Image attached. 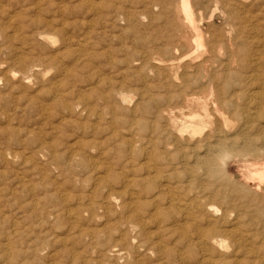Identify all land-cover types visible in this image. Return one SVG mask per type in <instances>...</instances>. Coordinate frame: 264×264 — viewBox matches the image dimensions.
Masks as SVG:
<instances>
[{
    "label": "rangeland",
    "instance_id": "obj_1",
    "mask_svg": "<svg viewBox=\"0 0 264 264\" xmlns=\"http://www.w3.org/2000/svg\"><path fill=\"white\" fill-rule=\"evenodd\" d=\"M160 1L162 3H160ZM239 1L190 0L192 9L196 17V21L203 35V40L201 44L199 43L200 46H196V48L194 49V54L192 55V57L186 59L183 64L189 62V60L191 61V59L199 60L198 57L201 58V60H203L206 56L211 57V47L216 50L215 56L210 60L211 63L210 61L207 62L208 67L205 71H208L210 69V71H213L215 73L217 72L218 75H221L220 73H222L223 75L222 79L220 80V84L222 86L221 88H223L222 92L224 93H222V96L227 100L228 106L230 104V109L227 106L226 110L229 109L227 110L229 112L228 115L232 117L231 119H233L234 121H232L233 123H231V125L235 124V127H229V129L232 128L231 131L234 133L233 134L231 132L230 134H232V137H238L241 141L245 138L250 137L254 139L256 146L261 149L264 147V137H261L264 136V98H261L264 96V85H261V83H264V0ZM180 2L181 0H0V79H3H1L0 81V264H220L221 262V264H238L239 261V264H264V201H262L264 200V189L259 192L257 190V182H246L245 161L241 160L237 156H234L227 165V170L229 169V173H238L236 177V183L240 186V189L232 191L231 195L229 196L231 202L227 206H237L234 207L233 211H230V217L234 216L233 218H231L233 219V222L229 224L226 223L225 225H227V227H230V225H232L235 221L238 230L239 228L243 230L242 231L240 229L239 232L243 233L244 239L246 241L248 239V243L250 244H248L244 240L242 245H244L246 247L245 248L241 244L229 240V245L231 244V246L226 249V252L221 251L219 253H216L217 256L214 253V263L213 261L211 263L210 261H205V263L202 262L204 260H202L200 248H197L199 246L188 241L193 230L191 229L192 227L190 225H188V228L186 230L187 232L185 233H182L180 231H177L176 233L175 230L171 229L167 225L170 220L169 215L170 217L173 216L174 212L173 210L168 209V203L166 202V200L169 198V194H167L168 196L166 194H162L165 192H162V190L160 189L161 187L158 188V184L163 180L161 178L162 174L160 175V177L159 175L155 176L157 177V179L155 177H151L150 179V177L147 176L148 173L146 168L148 167L145 163V160H147L148 154L152 153L151 155L156 161L158 160V157L160 155H164L163 147L165 144V137L162 136L163 134L161 133L164 122L156 118L155 113L158 109H168L175 106V104H170L163 100V96L168 94V89L174 90V87H172V85L169 86L170 84L166 83V79L164 78V76L159 75L157 71L167 70H157V68L155 67V60L156 58H161L167 61L176 56L178 58L182 56V52H180L181 50L178 49L174 50V55L162 54L157 51L158 48L164 46L162 44L168 43L165 36L168 37L171 34V31H168L170 28L169 24L165 23L167 22L166 16L168 17V15H170V9L174 8ZM245 2L248 4V8ZM256 2L258 3V6ZM89 4L91 5V7ZM225 5H227L226 8ZM238 5H240L241 7ZM163 6H167L169 9H167L166 7L164 8L166 11H163ZM120 7H123L124 9L122 8V10H119L121 9ZM145 7L148 8L145 9ZM60 8H63L64 10ZM130 8L134 10H130ZM234 8H236L238 11ZM239 9L242 10L243 13ZM250 9L251 11H249ZM149 10L153 12V14H149ZM160 10L162 11V13H160ZM226 11L227 15H225ZM136 12L138 17H135L137 16ZM134 13L135 15H133ZM196 13H198L199 16ZM142 14H144L145 16ZM260 15L262 16L261 18ZM149 17L150 19H148ZM229 17L230 19L232 17V19L230 20ZM149 20L152 24H150ZM157 20H159V23L157 22ZM154 21L155 24L153 23ZM259 21H261V23ZM160 22L162 23L160 24ZM165 24H167L168 27ZM257 24L258 26H260V28L257 26ZM155 27H157V29ZM252 27L257 28V36L256 34L252 33V29H254ZM244 29H246V31ZM159 32L161 34L165 33V35L160 34V37L162 36L160 38L158 35ZM136 33H138L139 35H137ZM41 34L48 35L52 37L53 40L44 39L39 36ZM213 34L214 38H212ZM155 37L156 39H158L159 37V39L154 41ZM260 37L263 38V41ZM220 38H222L221 41ZM143 39H145V41ZM252 40H254V44L252 43ZM232 42H234L236 45ZM215 44L218 45H216L215 47ZM204 46H207V48H204ZM84 47L86 48L83 49ZM147 49H149V51ZM218 50H220L219 52H221V54H218ZM234 52L236 54H234ZM242 52L244 55L242 54ZM141 56L144 57V59ZM146 56H148V60L151 58L150 61L147 60ZM255 57H257V59ZM138 58L141 60V62L140 60H138ZM119 59L123 61L121 62V60ZM213 60L215 61L213 62ZM235 61H237V63ZM132 63L135 64L133 65ZM210 64H214V67L210 66ZM254 64L255 66H253ZM34 65H36L35 67L37 71L30 70V68ZM38 65L41 66L39 67ZM146 65L150 66H147L146 68ZM219 65H222V67H220ZM151 66L152 68H150ZM129 68L131 70L133 69L134 72ZM145 68L146 72H144ZM147 69L150 70L148 75ZM258 69L260 70L258 71ZM152 70H154V73ZM180 71H184V69L181 67ZM236 72L239 73V75ZM34 73L38 74L35 75ZM118 73H120L121 75H119ZM259 73L260 76L257 75ZM14 74L18 78H22L27 74H31L33 76H30V78L27 80H23L21 78L17 80L16 77H14ZM251 74H253V77ZM237 75L240 80H238L239 78L237 77ZM125 76H128V78H125ZM136 76L137 78H139H135ZM145 77L148 79H146ZM150 77L151 79H149ZM98 78L100 81L97 80ZM230 78L231 80H229ZM129 79L130 81H128ZM139 80L142 81L139 82ZM153 80L155 81L153 82ZM252 80H255V83ZM97 82L100 84H98ZM257 82L260 83L257 85ZM25 84L28 86H25ZM103 85H106V87L104 88ZM225 85L226 88L224 87ZM57 86L63 89V95L61 97L59 96L58 98H55L54 90L57 88ZM136 87H138L139 89H137ZM145 88L146 91L148 90V94L147 92L143 91L145 90ZM260 89L262 91H260ZM119 90H125L127 94L130 93L129 95L133 94L131 96L134 98V103L129 107H123V105L119 101L112 97L114 93ZM235 90L237 91V93L239 91V93L237 94ZM71 91H73V94L71 93ZM162 92H164V94ZM149 93H151V95ZM234 93L237 95V97ZM254 94L256 95L254 96ZM158 95H160V97ZM250 95L252 99L250 98ZM106 96H110V99H104ZM137 96L139 98H137ZM150 97H156L157 102L154 100H150ZM82 98L83 100L86 99L85 102L87 101L89 107L88 110H84L82 107H79V103L80 101H82ZM255 99L257 100L255 101ZM99 100L103 103H101ZM228 100L232 102V105ZM146 101L148 102L145 103ZM136 103L139 104L138 110L134 111ZM67 104H69L70 107ZM109 104L111 105V107ZM72 105L74 107H72ZM45 108L46 110H44ZM91 108L94 110H92ZM76 110H80L83 112H81V114H78V111ZM120 110H123V112H121ZM249 110H254L255 113L254 111L252 113V111L250 112ZM258 112H260L261 114H259ZM88 113H91L92 115ZM105 114L107 115V117ZM254 114L257 115L255 116ZM137 115H140V117H138ZM133 117L136 118L134 119ZM106 118L109 119L106 120ZM112 119L113 122H111ZM152 119L154 120L153 122ZM181 119L182 117L180 118V120ZM115 120L119 123L120 126ZM134 120L137 122V124ZM149 121L151 125L149 124ZM254 121H257V125H255L256 123ZM131 122L134 123V125ZM142 123H146V125H143ZM143 126L147 128H143ZM148 127H150V129ZM129 130H131V133L128 132ZM148 130H150V132ZM247 134L249 136H247ZM135 136H137V138ZM127 138L132 140L128 141ZM150 139L156 142H154L153 144ZM148 141H150V143ZM45 142H47V144ZM49 142L51 145L48 144ZM260 142L261 144H257ZM137 146L140 148H138ZM50 147L52 148L51 150H49ZM131 149L133 150V152L130 151ZM149 149L151 151H149ZM80 151H84V153H81ZM8 152H10V154ZM49 152L51 153V156ZM111 160H113L114 162ZM56 162L60 163V165ZM260 162L264 161L261 160ZM143 163H145L144 165L146 167L143 165ZM61 164L63 166H66L63 167ZM75 164H77L78 166L76 167ZM107 164H109V166H107ZM141 164L144 166L145 170H143V166ZM58 167L64 168V171L62 170V168L59 169ZM94 167H97V170L100 172H108V175H105L106 179L104 180V182L100 183L99 185H95L97 182L94 180L95 175L93 170L96 169ZM69 169L71 172L69 171ZM161 170L160 171L164 173V170L162 168ZM80 171H82V173ZM109 171H112L113 173L115 171L114 177L113 173H110ZM119 171H121V173ZM88 175L90 178L88 177ZM118 175L120 176L118 177ZM125 175L129 177L127 178ZM151 175L155 174L152 173ZM145 176L147 177L145 178ZM83 178L85 179L83 180ZM133 179L135 181V184H133ZM152 179H154V181ZM152 181L154 183L156 181L157 182L154 185V183L152 184ZM127 182L130 184L129 189H124ZM131 186L132 188H134L132 189ZM243 187L250 188L251 194L249 192H243L245 191ZM58 188L60 190H58ZM94 188L96 191L94 190ZM92 190H94L93 192L96 193H90L92 192ZM130 190L136 191V196L138 198H135L136 200L134 199L133 202L132 199H130ZM42 191L43 193H41ZM108 193H118L119 195L122 194L125 197L119 198V205L113 206L109 211L110 213H106L100 208L95 211L96 214H94L95 212L91 213L85 211L87 204L91 200L100 202ZM247 194L250 195L248 196ZM82 195L87 197L84 198ZM164 195L167 197L164 198ZM54 196L57 197L55 198ZM158 196H160L161 198H159ZM144 200H146V202L148 200L150 204L148 202L146 203ZM141 201H144L146 205L144 202L140 203ZM131 202L134 203V213L128 211V206ZM159 206L160 209L155 212L156 208ZM136 210L138 211V214H136ZM62 211L63 213H61ZM82 211L83 214L81 216ZM60 213L62 216L59 215ZM130 214H132V216L133 214H136L138 216L137 222L133 220V217L131 219V216H129ZM156 216L158 219H156ZM152 218H154V220ZM76 219L78 220L76 221ZM143 220H147V224L150 223V226L147 225ZM151 220H153V223L150 222ZM155 221L158 222V225ZM112 222L113 224H111ZM136 223L139 226L136 225ZM260 225L263 228L260 227ZM165 227H167V229ZM134 229L135 232H133ZM153 231L155 232L153 233ZM159 232L160 234H158ZM109 233L110 235L108 236ZM100 235L104 236L102 237ZM137 235H139V237H142L139 238ZM144 237H146V239ZM100 238L102 240H100ZM159 239L160 241H158ZM120 240L121 243H119ZM101 241L104 242L102 243ZM180 241L182 244L180 243ZM154 244L155 247H152ZM115 245L118 247H116ZM141 245L143 246L139 247ZM96 246L97 248H94ZM170 247H172V249ZM176 247L177 249H175ZM38 249L42 252H39ZM113 249H118L120 253H124L120 256H114V252L112 251ZM259 249L262 251H260ZM188 250L190 251V253ZM251 251L253 252L251 253ZM237 252L239 253L236 254ZM247 252L251 253V256H249V253L247 255ZM192 254H195L194 256L196 259H194V257L192 258ZM246 255L249 257H247ZM189 256L191 257L189 258ZM199 256L201 257L200 259ZM169 257L173 259V261ZM240 258L241 260H238ZM227 261L229 262L227 263Z\"/></svg>",
    "mask_w": 264,
    "mask_h": 264
},
{
    "label": "bare ground",
    "instance_id": "obj_2",
    "mask_svg": "<svg viewBox=\"0 0 264 264\" xmlns=\"http://www.w3.org/2000/svg\"><path fill=\"white\" fill-rule=\"evenodd\" d=\"M155 1V0H154ZM165 1V0H164ZM167 1V0H166ZM169 1V0H168ZM200 1V0H198ZM206 1V0H205ZM236 1V0H235ZM239 1V0H238ZM242 1V0H241ZM254 1V0H253ZM256 1V0H255ZM158 2V1H157ZM176 2V1H175ZM178 2V1H177ZM196 2V1H195ZM220 2V1H219ZM240 2V1H239ZM262 2V1H261ZM110 3V2H109ZM139 3V2H138ZM146 3V2H145ZM150 3V2H149ZM160 3H162L160 1ZM166 3V2H165ZM210 3V2H208ZM246 3V2H245ZM254 3V2H253ZM252 3V4H253ZM257 3V2H256ZM39 4V3H37ZM62 4V3H61ZM164 4V2H163ZM167 4V3H166ZM172 4V2H171ZM170 4V5H171ZM247 4V3H246ZM251 4V5H252ZM90 5V4H89ZM94 5V4H93ZM176 5V3H175ZM111 6V5H110ZM159 6V4H158ZM199 6V5H198ZM200 6H201V3H200ZM240 6V5H238ZM247 8H248V4L246 5ZM245 6V7H246ZM255 6V4H254ZM257 6H258V3H257ZM39 7V6H38ZM62 7V6H61ZM91 7V5H90ZM167 7V6H166ZM165 6H163V9L166 8ZM174 7V6H172ZM196 7V5H195ZM227 7V5H225V8ZM241 7V6H240ZM243 7V5H242ZM252 7V6H251ZM116 8V7H115ZM119 8V7H118ZM121 8V7H120ZM123 8V7H122ZM119 9V10H122ZM148 7H145V9H147ZM198 8V7H197ZM232 8V7H231ZM238 8V7H237ZM254 8V7H253ZM60 9H63V8H60ZM96 9V8H95ZM124 9V8H123ZM167 9H169L167 7ZM222 9V8H221ZM236 9V8H234ZM64 10V9H63ZM130 10H134V9H131ZM129 10V11H130ZM144 10V9H143ZM151 10V9H150ZM149 10V14H153V12H151ZM197 10V9H196ZM195 10V11H196ZM223 10V9H222ZM230 10V9H229ZM237 10V9H236ZM235 10V11H236ZM240 10V9H239ZM96 11V10H95ZM148 11V10H147ZM161 11V10H160ZM163 11H166L165 9ZM168 11V10H167ZM228 11V9H227ZM227 11H226V14L227 15ZM231 11V10H230ZM229 11V12H230ZM238 11V10H237ZM242 11V10H240ZM251 11V9L249 10ZM64 12V11H63ZM94 12V11H93ZM118 12V11H117ZM151 12V13H150ZM159 12V11H158ZM162 13V11L160 12ZM159 13V14H160ZM240 13V12H239ZM243 13V11H242ZM249 13V12H247ZM155 14V13H154ZM157 14V13H156ZM166 14V13H165ZM198 14V13H196ZM235 14V13H234ZM233 14V15H234ZM251 14V13H250ZM264 14V13H263ZM88 15V14H87ZM135 15V13L133 14ZM136 15H137V12H136ZM144 15V14H142ZM167 15V14H166ZM240 15V14H239ZM253 15V14H252ZM256 15V14H255ZM122 16V15H121ZM129 16V15H128ZM145 16V15H144ZM156 16V15H155ZM160 16V15H158ZM164 16V15H162ZM199 16V14H198ZM218 16V15H217ZM229 16V15H228ZM237 16V14H236ZM250 16V15H249ZM124 17V16H123ZM135 17H138L135 16ZM247 17V16H246ZM254 17V16H253ZM262 16L260 15V18ZM159 18V17H158ZM207 18V17H206ZM239 18V17H238ZM237 18V19H238ZM244 18V17H242ZM121 19V17H120ZM126 19V18H125ZM129 19V18H128ZM141 19V18H140ZM150 19V17L148 18ZM157 19V18H156ZM155 19V20H156ZM162 19V18H161ZM166 19H167V22L165 23H168L169 24V30L168 31H171V34L165 38H167V41L168 43L167 44H162L164 46H162L161 48H158L157 51H159L160 53L162 54H170V55H174L173 53L175 52L174 50L178 49V50H181L180 52H182V56L180 58H178L177 56L174 57V58H171L167 61H165L164 59H161V58H156L155 60V67L157 68V70L159 69H165L167 71H157L159 73V75H162L164 76V78L166 79V83L170 84L169 86L172 85V87H174V90H171V89H168V94L163 96L164 97V101L165 102H168L170 104H175V106L173 108H168V109H158L155 113V116L156 118L162 120V122H164V125H163V128H162V136L165 137V144H164V147H163V151H164V155H160L158 157V160L156 161L153 156L151 155L152 153H149L148 156H147V160H145L146 162V165L148 168L147 169V173L151 179V177H155V176H158L160 177V175L162 174L161 178L163 179L161 181V183H159L158 185V188H160L162 190V192H165V193H162V194H169V198L166 200V202L168 203V209H171L173 210L174 214L173 216L170 217L169 215V222L167 223V225L176 231H180L182 233H185L187 232V228H188V225H190L193 229L192 230V234L190 235L188 241L199 246L197 248H200V251H201V256H202V262L205 263V261H210V263L213 261L214 263V253L216 255V253H219L221 251L223 252H226V249L231 246V244L229 245V240H231L232 242H235V243H238V244H243L244 242V235L242 232H239V230L241 228H237V224L234 223L232 225H230V227H227V225H225L226 223H231L233 222L231 218L233 217H230L231 214H230V211H233L234 207L237 206L235 205L234 207H229L227 206L231 201L229 199V196L231 195V192L232 191H236L237 189H240V186L236 183V177H237V174L238 173H235V172H228L227 170V165L229 163V161L234 157V156H237L239 157L241 160L245 161L246 163V172H245V180L247 183L249 182H257L258 183V187H257V190L260 192L264 189V162H260L261 160L264 161V147L263 148H258L256 146V143L254 142V139L252 138H245L244 140H239L238 137H232V134H230L232 131L231 129L233 127H235V124L234 125H231V123H233V119H231L232 117H230L228 115V111L230 108V104L228 106V102L227 100L222 96V90L223 88H221V84H220V80L222 79L223 75L222 73H220L221 75H218L217 72H213V71H210V69L208 71H205L206 68L208 67L207 65V62L211 60L212 57L215 56V52L216 50L214 48L211 47V52H212V55L211 57H204L203 60H201V58L198 57L199 60H196V59H191V61L189 60V62L183 64V62L186 60V59H189L192 57V55L194 54V49L196 48V46H200L199 43L201 44L202 43V40H203V35H202V32H201V29L196 21V17H195V14H194V11L192 9V6H191V3H190V0H181V2L179 4H177L174 8L170 9V15H168V17L166 16ZM200 19V18H199ZM198 19V20H199ZM230 19V17H229ZM232 19V17H231ZM230 19V20H231ZM240 19V18H239ZM66 20V19H65ZM92 20V19H91ZM234 20V19H233ZM119 21V20H118ZM139 21V20H138ZM137 21V22H138ZM159 20H157L158 22ZM166 21V20H165ZM240 21V20H239ZM248 21V20H247ZM150 22V20H149ZM151 22H152V19H151ZM150 22V24H152ZM156 22V23H157ZM234 22V21H233ZM246 22V21H245ZM249 22V21H248ZM255 22V21H254ZM261 23V21H259ZM263 22V21H262ZM90 23V21H89ZM139 23V22H138ZM155 24V21L153 22ZM159 23V22H158ZM162 22H160L161 24ZM230 23V22H229ZM247 23V22H246ZM250 23V22H249ZM248 23V24H249ZM264 23V22H263ZM145 24V23H144ZM233 24V23H232ZM237 24V23H236ZM138 25V24H137ZM136 25V26H137ZM142 25V24H141ZM167 26V24H165ZM229 25V24H228ZM234 25V24H233ZM245 25V24H244ZM243 25V26H244ZM261 25V24H260ZM135 26V27H136ZM255 26V25H254ZM258 26V24H257ZM150 27V26H149ZM163 27V25H162ZM168 27V26H167ZM260 28V26H258ZM140 28V27H139ZM157 29V27H155ZM241 28V27H240ZM245 28V27H244ZM254 28V27H252ZM264 28V27H263ZM126 29V28H125ZM137 29V28H136ZM155 29V30H156ZM160 29V28H159ZM158 29V31H159ZM167 29V28H166ZM243 29V28H242ZM105 30V29H104ZM235 30V29H234ZM246 31V29H244ZM243 30V31H244ZM161 31V30H160ZM164 31V30H163ZM236 31V30H235ZM239 31V30H238ZM45 32V31H44ZM220 32V31H219ZM149 33V32H148ZM158 33V32H156ZM169 33V32H167ZM234 33V32H233ZM252 33L256 34V36L258 35V30L257 28L255 27L254 29H252ZM137 35H139L138 33H136ZM152 34V33H151ZM160 32H159V37H160ZM209 34V33H208ZM157 35V34H156ZM161 35H165V33L161 34ZM41 36L42 38L44 39H50V40H53L52 37L48 36V35H45V34H41L39 35ZM56 36V35H55ZM108 36V35H107ZM154 36V35H153ZM206 36V35H205ZM211 36V35H210ZM227 36V35H226ZM23 37V36H22ZM157 37V36H156ZM154 39V41L158 40V39ZM162 37V36H161ZM160 37V38H161ZM25 38V37H24ZM38 38V36H37ZM109 38V37H108ZM111 38V37H110ZM140 38V36H139ZM144 38V37H143ZM149 38V37H148ZM151 38V37H150ZM163 38V39H165ZM211 38V37H210ZM209 38V39H210ZM212 38H214V34L212 36ZM256 38V37H255ZM253 38V39H255ZM261 38V37H260ZM84 39V38H83ZM222 38H220V41H221ZM263 38H261L262 40ZM49 40V41H50ZM125 40V39H124ZM138 40V39H136ZM142 40V39H141ZM145 41V39H143ZM147 40V39H146ZM37 41V40H36ZM163 41H166V40H163ZM209 41V40H208ZM213 41V40H212ZM226 41V40H225ZM229 41V40H228ZM239 41V40H238ZM254 40H252V43L254 44L253 42ZM263 41V40H262ZM69 42V41H68ZM147 42V41H146ZM210 42V41H209ZM251 42V41H249ZM80 43V42H79ZM85 43V42H84ZM145 43V42H144ZM156 43V42H155ZM218 43V42H217ZM234 43V42H232ZM258 43V41H257ZM86 44V43H85ZM146 44V43H145ZM160 44V43H159ZM220 44V43H219ZM235 44V43H234ZM241 44V43H240ZM36 45V44H35ZM139 45V44H138ZM147 45V44H146ZM145 45V46H146ZM208 45V44H207ZM216 45L218 44H215V47ZM236 45V44H235ZM80 46V45H79ZM156 46V45H155ZM213 46V45H212ZM223 46V45H222ZM225 46V44H224ZM150 47V46H149ZM237 47V46H236ZM255 47V46H254ZM257 47V46H256ZM82 48V47H80ZM86 47H84L83 49H85ZM118 48V47H117ZM204 48H207V46ZM221 48V47H220ZM64 49V48H63ZM116 49V48H115ZM236 49V48H235ZM242 49V48H241ZM81 50V49H80ZM118 50V49H117ZM149 51V49H147ZM151 50V49H150ZM156 50V49H155ZM206 50V49H205ZM204 50V51H205ZM224 50V49H223ZM82 51V50H81ZM84 51V50H83ZM121 51V49H120ZM198 51V50H197ZM209 51V53H210ZM220 50H218V54L221 52H219ZM225 51V50H224ZM233 51V49H232ZM264 51V50H263ZM231 52V51H230ZM262 52V51H261ZM84 53V52H83ZM120 53V52H119ZM154 53V51H153ZM225 53V52H224ZM240 53V51H239ZM135 54V53H134ZM159 54V53H158ZM200 54V53H199ZM234 54H236L234 52ZM243 54V52H242ZM145 55V54H143ZM153 55V54H152ZM166 55V57H167ZM181 55V54H180ZM231 55V54H229ZM233 55V53H232ZM241 55V54H240ZM244 55V54H243ZM242 55V56H243ZM82 56V54H81ZM80 56V57H81ZM84 56V54H83ZM155 56V55H154ZM153 56V57H154ZM157 56V54H156ZM179 56V55H178ZM218 56V55H216ZM132 57V56H131ZM136 57V55H135ZM142 57V56H141ZM147 57V60H148V56ZM145 57V58H146ZM161 57V56H160ZM173 57V56H172ZM201 57V56H200ZM260 57V56H259ZM263 57V56H262ZM144 59V57H142ZM165 58V57H163ZM221 58V57H219ZM257 59V57H255ZM21 59V58H20ZM23 59V58H22ZM151 59V58H150ZM150 59L148 61H150ZM27 60V59H26ZM33 60V59H32ZM47 60V59H46ZM121 60V59H119ZM130 60V59H129ZM135 60V59H134ZM138 60H140L138 58ZM146 60V59H145ZM216 60V59H215ZM213 60V62L215 61ZM222 60V59H221ZM226 60V59H225ZM238 60V58H237ZM42 61V60H41ZM77 61V60H76ZM75 61V62H76ZM123 60H121L122 62ZM132 61V60H131ZM130 61V62H131ZM218 61V60H217ZM216 61V62H217ZM251 61V60H250ZM5 62V61H4ZM141 62V60H140ZM153 62V60H152ZM223 62V61H222ZM230 62V61H229ZM237 63V61H235ZM261 62V61H260ZM29 63V62H28ZM31 63V62H30ZM34 63V62H33ZM37 63H43V62H37ZM129 63V62H128ZM150 63V62H149ZM211 63V61H210ZM227 63V62H226ZM224 63V64H226ZM251 63V62H250ZM259 63V62H258ZM51 64V62H50ZM49 64V65H50ZM130 64V63H129ZM133 64V63H132ZM135 64V63H134ZM133 64V65H134ZM148 64V63H147ZM152 64V63H151ZM215 64V63H214ZM214 64H210V66H213L214 67ZM220 64V63H219ZM222 64V63H221ZM246 64V62H245ZM252 64V63H251ZM96 65V64H95ZM123 65V64H122ZM131 65V64H130ZM236 65V64H235ZM25 66V65H24ZM36 65L32 66L30 68L31 71H37ZM39 66V65H38ZM37 66V67H38ZM41 66V65H40ZM39 66V67H40ZM61 66V65H60ZM132 66V65H131ZM137 66V65H136ZM147 66H150V65H146V68ZM220 66V65H219ZM238 66V64H237ZM255 66V64L253 65ZM258 66V65H257ZM35 67V68H34ZM58 67V66H57ZM63 67V66H62ZM61 67V68H62ZM130 67V66H129ZM142 67V66H141ZM183 68L184 71H180V68ZM222 67V65L220 66ZM229 67V66H228ZM231 67V66H230ZM236 67V66H235ZM234 67V68H235ZM47 68V67H46ZM65 68V67H64ZM146 68H145V71L146 72ZM152 68V66L150 67ZM216 68V67H215ZM214 68V69H215ZM224 68V67H223ZM222 68V70H223ZM233 68V67H232ZM238 68V67H237ZM257 68V67H256ZM255 68V69H256ZM26 69V68H25ZM39 69V68H38ZM130 69V68H129ZM128 69V70H129ZM213 69V70H214ZM221 69V68H220ZM253 69V68H252ZM127 70V71H128ZM131 70V69H130ZM140 70V69H139ZM148 70V69H147ZM212 70V69H211ZM221 70V71H222ZM230 70V69H228ZM241 70V69H240ZM260 69H258L259 71ZM66 71V70H65ZM64 71V72H65ZM131 71L134 72V70L132 69ZM153 73H154V70H152ZM216 71V70H215ZM257 71V70H256ZM122 72V71H121ZM132 72V73H133ZM139 72V71H138ZM150 72V70L147 71V75L148 73ZM219 72V71H218ZM227 72V71H226ZM239 72V71H238ZM39 73V72H38ZM38 73H34L35 75L38 74ZM70 73V72H69ZM76 73V72H75ZM123 73V72H122ZM230 73V71H229ZM235 73V72H234ZM237 73V72H236ZM12 74V73H11ZM67 74V72H66ZM119 75H121L120 73H118ZM130 74V73H129ZM134 74V73H133ZM142 74V73H141ZM239 75V73H237ZM241 74V73H240ZM255 74V73H254ZM24 75V74H23ZM23 75H20V76H23ZM34 75V76H35ZM117 75V74H116ZM146 75V74H145ZM144 75V76H145ZM237 75V77H238ZM252 77H253V74H251ZM250 75V76H251ZM256 75V74H255ZM260 76V73L257 74ZM30 76H33L31 74H27L26 76H23L21 79L23 80H27L30 78ZM110 76V75H109ZM129 76V75H128ZM128 76H125V78H128ZM131 76V75H130ZM143 76V77H144ZM156 76V74H155ZM229 76V74H228ZM258 76V77H259ZM263 76V74H262ZM8 77V76H7ZM13 77V76H11ZM14 77H16V75L14 74ZM37 77V76H35ZM60 77V76H59ZM63 77V76H62ZM119 77V76H117ZM121 77V76H120ZM148 77V76H147ZM18 77H16V79L18 80L19 79ZM33 78V77H32ZM38 78V77H37ZM137 78V76L135 77ZM139 78V77H138ZM137 78V79H138ZM146 78V77H145ZM163 78V77H162ZM161 78V79H162ZM225 78V77H224ZM233 78V76H232ZM235 78V77H234ZM239 78V77H238ZM261 78V77H260ZM2 79V78H1ZM0 79V81H1ZM14 79V78H13ZM102 79V77H101ZM120 79V78H119ZM124 79V78H122ZM131 79V78H130ZM130 79L128 81H130ZM134 79V77H133ZM142 79V78H141ZM148 79V78H146ZM151 79V77L149 78ZM255 79V78H254ZM259 79V78H258ZM3 80V79H2ZM15 80V79H14ZM22 80V81H23ZM39 80V79H37ZM98 81L99 78L97 79ZM227 80V79H226ZM231 80V78L229 79ZM240 80V78L238 79ZM257 80V79H256ZM7 81V80H6ZM16 81V80H15ZM21 81V82H22ZM47 81V80H46ZM59 81V80H58ZM104 81V80H102ZM106 81V80H105ZM108 81V79H107ZM110 81V80H109ZM116 81V80H115ZM125 81V80H123ZM135 81V79H134ZM142 81V80H141ZM139 80V82H141ZM145 81V80H144ZM155 80H153L154 82ZM228 81V80H227ZM253 81V80H252ZM28 82V81H27ZM62 82V81H61ZM113 82V81H112ZM133 82V81H131ZM130 82V83H131ZM152 82V81H150ZM255 83V80L253 81ZM4 83V82H3ZM9 83V82H8ZM13 83V82H12ZM11 83V84H12ZM59 83V82H58ZM98 83V82H97ZM106 83V82H105ZM104 83V84H105ZM110 83V82H109ZM115 83V82H114ZM118 83V82H117ZM122 83V82H121ZM164 83V81H163ZM224 83V82H223ZM229 83V82H228ZM260 83V82H259ZM257 82V85L259 84ZM27 84V83H26ZM25 86H28L26 85ZM100 84V83H98ZM97 84V85H98ZM127 84V83H125ZM132 84V83H131ZM146 84V83H145ZM150 84V83H149ZM148 84V85H149ZM156 84V83H155ZM247 84V83H246ZM65 85V84H64ZM67 85V83H66ZM65 85V86H66ZM112 85V84H111ZM122 85V84H121ZM140 85V84H139ZM161 85V84H160ZM224 85V84H223ZM228 85V84H226ZM226 85L224 86L226 88ZM230 85V84H229ZM241 85V83H240ZM251 85V84H250ZM261 85H264V83H261ZM7 86V85H6ZM37 86V85H36ZM104 86V85H103ZM123 86V85H122ZM125 86V85H124ZM128 86V85H127ZM127 86H126V89H127ZM130 86V85H129ZM168 86V87H169ZM260 86V85H259ZM21 87V86H20ZM51 87V86H50ZM106 87V85L104 86V88ZM147 87V86H146ZM166 87V86H165ZM229 87V86H228ZM231 87V86H230ZM52 88V87H51ZM50 88V89H51ZM56 88V87H55ZM63 88V87H62ZM70 88V87H69ZM121 88V87H120ZM137 89H139L138 87H136ZM171 88V87H170ZM15 89V88H14ZM132 89V88H131ZM144 89V88H142ZM72 90V89H71ZM114 90V89H113ZM257 90V89H256ZM53 91V90H52ZM127 91V90H126ZM145 92L146 91V88L145 90H143ZM157 91V89H156ZM162 91V90H161ZM160 91V92H161ZM164 91V90H163ZM227 91V90H225ZM236 91V90H235ZM254 91V90H252ZM260 91H262L260 89ZM73 91H71L72 93ZM55 93V94H54ZM54 97L55 98H58L59 96L61 97L63 95V89H61L59 86H57V88L54 90ZM70 93V92H69ZM111 93V92H110ZM129 93V92H128ZM135 93V92H134ZM137 93V92H136ZM164 94V92H162ZM161 93V94H162ZM228 93V92H227ZM237 93V91H236ZM239 93V91H238ZM237 93V94H238ZM244 93V92H243ZM252 93V92H251ZM73 94V93H72ZM104 94V93H103ZM130 94V93H129ZM125 92V90H119L117 91L116 93H114V95L112 96L114 99H116L117 101H119L123 107H126V106H130L131 104L134 103V98L129 95ZM148 94V92H147ZM151 95V93H149ZM155 94V92H154ZM159 94V93H158ZM224 94V93H223ZM235 94V93H234ZM261 94V93H260ZM32 95V94H31ZM137 95V94H135ZM144 95V94H143ZM153 95V94H152ZM256 94H254L255 96ZM102 96V95H101ZM139 96V95H138ZM137 96V98H139ZM154 96V95H153ZM157 96V95H156ZM160 97V95H158ZM235 96L237 97V95L235 94ZM253 96V98H254ZM258 96V94H257ZM263 96V95H262ZM100 97V96H99ZM158 97V98H159ZM244 97V96H243ZM81 98V97H80ZM101 98V97H100ZM99 98V99H100ZM250 98H251V95H250ZM256 98V97H255ZM261 98H264L261 97ZM32 99V98H31ZM79 99V98H78ZM104 99L106 100H109L110 99V96H106ZM103 99V101H104ZM142 99V98H141ZM230 99V98H229ZM235 99V98H234ZM252 99V98H251ZM60 100V99H59ZM63 100V99H61ZM86 99L83 100L82 98V101H80L79 103V107H82L84 110H88L89 107H88V104H87V101L85 102ZM98 100V98H97ZM139 100V99H138ZM150 100H154L156 101V97H150ZM241 100V98H240ZM257 99H255L256 101ZM261 100V99H260ZM263 100V99H262ZM65 101V100H64ZM63 101V103H64ZM100 101V100H99ZM115 101V100H114ZM230 101V100H228ZM59 102V101H58ZM69 102V101H68ZM79 102V101H78ZM101 103H103L102 101H100ZM136 102V101H135ZM148 101H146L145 103H147ZM157 102V101H156ZM175 102V103H173ZM231 102V101H230ZM252 102V100H251ZM254 102V101H253ZM262 102V101H260ZM61 103V101H60ZM62 103V105H63ZM49 104V103H48ZM91 104V103H90ZM159 104V103H158ZM44 105V104H43ZM69 105V104H67ZM78 105V104H76ZM102 105V104H100ZM110 105V104H109ZM108 105V106H109ZM138 105L139 104H135V108H134V111L138 110ZM143 105V104H142ZM157 105V103H156ZM231 105H232V102H231ZM238 105V104H237ZM65 106H66V103H65ZM172 106V105H171ZM228 106L229 109L226 110V107ZM263 106H264V102H263ZM68 107V106H67ZM70 107V105H69ZM68 107V108H69ZM72 107H74L72 105ZM77 107V106H76ZM78 107V108H79ZM111 107V105H110ZM162 107V106H161ZM235 107V106H234ZM258 107V106H257ZM121 108V107H120ZM167 108V107H166ZM237 108V107H236ZM248 108V107H247ZM246 108V109H247ZM250 108V107H249ZM262 108V107H260ZM264 108V107H263ZM74 109V108H73ZM72 109V110H73ZM80 109V108H79ZM92 109V108H91ZM112 109V108H110ZM119 109V108H118ZM144 109V108H143ZM142 109V110H143ZM245 109V110H246ZM259 109V108H258ZM46 110V108L44 109ZM53 110V109H52ZM64 110V109H63ZM71 110V109H70ZM94 110V109H92ZM124 110V109H123ZM123 110L121 112H123ZM140 110V109H139ZM150 110V108H149ZM248 110V109H247ZM264 110V109H263ZM262 110V111H263ZM78 111L77 113L78 114H81V112L83 111H80V110H76ZM119 111V112H120ZM146 111V110H145ZM236 111V109H235ZM250 111V110H249ZM252 113L254 110H251ZM250 111V112H251ZM261 111V110H260ZM30 112V111H29ZM32 112V111H31ZM69 112V111H68ZM74 112V111H73ZM93 112V111H92ZM97 112V111H96ZM110 112V111H109ZM239 112V111H238ZM87 113V112H86ZM106 113V112H105ZM237 113V111H236ZM251 113V114H252ZM255 113V111H254ZM259 114H261L260 112H258ZM30 114V113H29ZM83 114V113H82ZM88 114H91V113H88ZM123 114V113H122ZM137 114H138V111H137ZM233 114V112H232ZM235 114V113H234ZM250 114V115H251ZM92 115V114H91ZM106 115V114H105ZM110 115V114H109ZM129 115V114H128ZM255 115V114H254ZM257 115V114H256ZM255 115V116H256ZM83 116V115H82ZM101 116V115H100ZM138 116V115H137ZM234 116V115H233ZM238 116V114H237ZM248 116V115H246ZM81 117V116H80ZM107 117V115H106ZM120 117V116H119ZM140 117V115L138 116ZM148 117V116H147ZM182 117V119L180 120V118ZM260 117V116H258ZM98 118V116H97ZM134 119L136 117H133ZM142 118V117H141ZM150 118V117H149ZM255 118V117H254ZM254 118H251V119H254ZM109 119V118H108ZM106 118V120H108ZM114 119V118H113ZM113 119L111 120V122H113ZM144 119V118H143ZM148 119V118H146ZM151 119V118H150ZM242 119V118H241ZM100 120V119H99ZM105 120V118H104ZM127 120V119H126ZM142 120V119H141ZM258 120V119H257ZM116 121V120H115ZM135 121V120H134ZM132 121V122H134ZM154 120L152 119V122ZM233 121V122H232ZM247 121V120H246ZM253 121V120H251ZM117 122V121H116ZM131 122V123H132ZM136 122V121H135ZM142 122V121H141ZM157 122V121H156ZM160 122V121H159ZM158 122V123H159ZM237 122V121H236ZM248 122V121H247ZM255 123L257 121H254ZM118 123V122H117ZM124 123V122H123ZM144 123V122H143ZM142 123V124H143ZM147 123V121H146ZM143 124V125H146ZM155 123V122H154ZM240 123V122H239ZM106 124V123H105ZM121 124V123H120ZM130 124V123H129ZM134 125V123H132ZM137 124V122H136ZM136 124H135V127H136ZM149 124H150V121H149ZM157 124V123H156ZM160 124V123H159ZM163 124V123H162ZM161 124V125H162ZM254 124V123H253ZM261 124V123H260ZM83 125V124H82ZM119 125V123H118ZM122 125V124H121ZM124 125V124H123ZM148 125V124H147ZM151 125V124H150ZM152 125H155V124H152ZM251 125V124H250ZM257 125V123L255 124ZM264 125V124H263ZM56 126V125H55ZM120 126V125H119ZM126 126V125H125ZM238 126V125H237ZM245 126V125H244ZM59 127V126H58ZM142 127V126H141ZM145 126H143L144 128ZM151 127V126H150ZM150 127H148L150 129ZM229 127H232L231 129H229ZM253 127V126H252ZM17 128V127H16ZM97 128V127H96ZM142 128V130H143ZM147 128V127H145ZM159 128V127H158ZM238 128V127H237ZM240 128V127H239ZM243 128V127H241ZM78 129V128H77ZM245 129V128H244ZM252 129V128H251ZM263 129V128H261ZM121 130V129H120ZM132 130V129H131ZM131 130H129L128 132L131 133ZM138 130V128H137ZM136 130V131H137ZM145 130V129H144ZM156 130V129H155ZM127 131V130H125ZM134 131V130H133ZM135 131V132H136ZM150 132V130H148ZM154 131V130H153ZM239 131V130H238ZM247 131V130H245ZM244 131V132H245ZM260 131V130H259ZM112 132V131H111ZM242 132V131H241ZM2 133V132H1ZM42 133V132H41ZM129 133V134H130ZM142 133V132H141ZM147 133V132H145ZM156 133V132H155ZM159 133V131H158ZM233 133V132H232ZM247 133V132H246ZM245 133V134H246ZM264 133V132H263ZM24 134V133H23ZM113 134V133H112ZM118 134V133H117ZM136 134V133H135ZM234 134V133H233ZM239 134V133H237ZM243 134V133H242ZM241 134V136H242ZM260 134V133H259ZM114 135V134H113ZM125 135V134H124ZM123 135V136H124ZM116 136V135H115ZM132 136V135H131ZM141 136V135H140ZM142 136H145V135H142ZM237 136V135H236ZM247 136H249L247 134ZM257 136V135H256ZM134 137V136H133ZM137 138V136H135ZM150 137V135H149ZM161 137V135H160ZM261 137H264V136H261ZM119 138V137H118ZM259 138V137H257ZM120 139V138H119ZM128 139V138H127ZM140 139V138H139ZM155 139V138H154ZM163 139V138H162ZM243 139V138H242ZM262 139V138H261ZM16 140V139H14ZM118 140V139H117ZM132 140V139H131ZM130 139H128V141H131ZM138 140V139H137ZM151 140V139H150ZM260 140V139H259ZM39 141V140H38ZM122 141V140H121ZM133 141H134V138H133ZM147 141V140H146ZM152 141V140H151ZM258 141V139H257ZM13 142V141H12ZM89 142V141H88ZM137 142V141H136ZM139 142V141H138ZM150 143V141H148ZM153 144L154 142L156 141H152ZM31 143V141H30ZM47 144V142H45ZM79 143V142H78ZM128 143V142H127ZM134 143V142H132ZM131 143V144H132ZM143 143V142H141ZM140 143V144H141ZM147 143V142H146ZM164 143V142H162ZM50 144V142L48 143ZM98 144V143H97ZM117 144V143H116ZM122 144V143H121ZM130 144V143H129ZM137 144V143H136ZM145 144V142H144ZM257 144H261L260 143H257ZM51 145V144H50ZM95 145V144H94ZM104 145V144H103ZM118 145V144H117ZM123 145V144H122ZM70 146V145H69ZM116 146V145H115ZM129 146V145H128ZM132 146V145H131ZM71 147V146H70ZM97 147V145H96ZM138 147V146H137ZM145 147V146H144ZM154 147V145H153ZM153 147H152V150H153ZM72 148V147H71ZM140 148V147H138ZM143 148V147H142ZM10 149V148H9ZM52 148L50 147L49 150H51ZM73 149V148H72ZM83 149V147H82ZM81 149V150H82ZM96 149V148H95ZM122 149V148H121ZM119 149V150H121ZM42 150V149H41ZM44 150V149H43ZM47 150V149H46ZM56 150V149H55ZM68 150V149H67ZM94 150V148H93ZM126 150V149H125ZM137 150V149H136ZM145 150V149H144ZM162 150V149H161ZM17 151V150H16ZM45 151V150H44ZM76 151V150H75ZM118 151V150H117ZM130 151L133 152V150L131 149ZM138 151V150H137ZM142 151V150H141ZM149 151H151L149 149ZM162 151V152H163ZM6 152V151H5ZM81 152V151H80ZM92 152V151H91ZM111 152V151H110ZM139 152V151H138ZM143 152V151H142ZM170 152V153H169ZM4 153V152H3ZM10 154V152H8ZM50 153V152H49ZM81 153H84L81 152ZM98 153V152H97ZM106 153V152H105ZM144 153V152H143ZM8 154V155H9ZM73 154V153H72ZM112 154V153H111ZM109 154V155H111ZM117 154V153H116ZM138 154V153H137ZM136 154V155H137ZM162 154V153H161ZM15 155V154H14ZM13 155V156H14ZM49 155V154H48ZM68 155V154H67ZM75 155V154H74ZM77 155V154H76ZM88 155V154H86ZM92 155V154H91ZM133 155V154H132ZM131 155V156H132ZM141 155V154H140ZM154 155V153H153ZM50 156H51V153H50ZM49 156V158H50ZM93 156V155H92ZM101 156V155H100ZM107 156V155H106ZM125 156V155H124ZM130 156V157H131ZM135 156V155H134ZM133 156V157H134ZM47 157V155H46ZM63 157V156H62ZM61 157V158H62ZM47 158V159H49ZM54 158V157H53ZM71 158V157H70ZM96 158V157H95ZM125 158V157H124ZM144 158V157H143ZM14 159V158H13ZM12 159V160H13ZM43 159V158H42ZM41 159V161H42ZM73 159V158H72ZM83 159V158H82ZM97 159V158H96ZM133 159V158H132ZM56 160V159H55ZM61 160V159H60ZM70 160V159H69ZM76 160V159H74ZM94 160V159H93ZM101 160V159H100ZM105 160V159H104ZM107 160V159H106ZM15 161V160H14ZM66 161V159H65ZM71 161V160H70ZM113 161V160H111ZM120 161V160H119ZM122 161V159H121ZM131 161V159H130ZM144 161V160H143ZM46 162V161H45ZM52 162V161H51ZM61 162V161H60ZM74 162V161H73ZM72 162V163H73ZM106 162V161H104ZM114 162V161H113ZM117 162V161H116ZM124 162V161H123ZM49 163V162H48ZM57 163V162H56ZM55 163V165H56ZM68 163V162H66ZM70 163V162H69ZM75 163V162H74ZM122 163V162H121ZM121 163H118V164H121ZM129 163V162H128ZM132 163V162H131ZM143 163V165L145 164ZM46 164V163H45ZM54 164V163H53ZM60 165V163H57ZM65 164V163H64ZM95 164V163H94ZM52 165V164H51ZM62 165V164H61ZM128 165V164H127ZM142 165V164H141ZM142 165V166H143ZM63 166V165H62ZM66 166V165H64ZM63 166V167H64ZM75 166L77 167L78 165L75 164ZM85 166V165H84ZM107 166H109V164H107ZM106 166V167H107ZM141 166V167H142ZM145 166V165H144ZM143 166V170H145ZM233 166V165H232ZM235 166V165H234ZM244 166V168H245ZM111 167V165H110ZM133 167V166H132ZM146 167V166H145ZM59 168V167H58ZM57 168V169H58ZM62 168V167H61ZM59 168V169H61ZM96 169L93 170L94 172V175H95V178L94 180L97 182L95 185H99L100 183L104 182V180L106 179V171L104 172H100L97 170V167H94ZM98 168H99V165H98ZM120 168V167H119ZM124 168V167H123ZM139 168V167H138ZM161 168L164 170V173H162L161 171ZM64 168H62L63 170ZM75 169V168H74ZM85 169V167H84ZM88 169V168H87ZM86 169V170H87ZM114 169V168H113ZM133 169V168H132ZM153 169V170H152ZM89 170V169H88ZM161 170V171H160ZM64 171V170H63ZM70 171V169H69ZM77 171V170H76ZM116 171V170H115ZM115 171L114 173L112 171H109L110 173H113V177H114V174H115ZM154 171V172H153ZM243 171V170H242ZM46 172V171H45ZM71 172V171H70ZM82 173V171H80ZM121 173V171H119ZM85 173V172H84ZM109 173V174H110ZM126 173V172H125ZM124 173V174H125ZM152 173H154L155 175H151ZM70 174V173H69ZM127 174V173H126ZM12 175V174H11ZM10 175V176H11ZM41 175V174H40ZM74 175V174H73ZM108 175V174H107ZM122 175V174H121ZM117 176V175H115ZM120 175H118L119 177ZM126 176V175H125ZM145 176V178L147 177ZM89 177V175H88ZM109 177V176H108ZM127 177V176H126ZM129 177V176H128ZM127 177V178H128ZM131 177V176H130ZM90 178V177H89ZM123 178V177H122ZM134 178V177H133ZM157 179V177H155ZM154 178V179H155ZM81 179V178H79ZM85 178H83L84 180ZM108 179V178H107ZM119 179V178H118ZM154 179H152L154 181ZM76 180V179H75ZM123 180V179H122ZM143 180V179H142ZM141 180V181H142ZM77 181H78V178H77ZM76 181V182H77ZM89 181V180H88ZM87 181V182H88ZM118 181V180H117ZM128 181V179H127ZM152 181V184L154 183ZM160 181V180H159ZM80 182V181H79ZM132 182V181H131ZM157 182V181H156ZM156 182L154 183V185L156 184ZM71 183V182H70ZM86 183V182H85ZM90 183V182H89ZM149 183V182H148ZM133 184H135V181L133 179ZM132 184V185H133ZM141 184V183H140ZM146 184V183H145ZM71 185V184H70ZM81 185V184H80ZM83 185V183H82ZM92 185V184H91ZM90 185V186H91ZM108 185V184H107ZM106 185V186H107ZM129 183L127 182L124 189L125 188H128L129 189ZM137 185V184H136ZM144 185V184H143ZM89 186V187H90ZM113 186V185H112ZM134 186V185H133ZM139 186V185H138ZM146 186V185H145ZM148 186V185H147ZM84 187V186H82ZM137 187V186H136ZM153 187V186H152ZM86 188V187H85ZM132 188V186H131ZM134 188V187H133ZM132 188V189H133ZM143 188V187H142ZM55 189V188H54ZM127 189V190H128ZM146 189V188H145ZM243 189H245V191H243ZM242 191L243 192H249L251 194V189L250 188H247V187H243ZM58 190H60L58 188ZM95 190V188H94ZM94 190H92V192L90 193H96V192H93ZM119 190V189H118ZM137 190V189H136ZM140 190V189H139ZM152 190V189H151ZM74 191V189H73ZM87 191V190H86ZM96 191V190H95ZM100 191V190H99ZM116 191V190H115ZM121 191V190H120ZM129 191V190H128ZM241 191V190H240ZM104 192H107V191H104ZM130 196L132 199V202L135 198H137L136 196V191H131L130 190ZM151 192V191H150ZM156 192V191H155ZM43 193V191L41 192ZM72 193V192H71ZM115 193V192H114ZM118 193H121V192H118ZM112 194V193H108L103 199L102 201L98 202V201H95V200H91L88 204H87V207L85 209V211L87 212H95L97 209H102L104 212L108 213L111 208L113 206H116V205H119V198H123L125 196H123L122 194ZM140 193V192H139ZM80 194V193H79ZM118 194V195H117ZM144 194V192H143ZM249 194V195H250ZM255 194V193H253ZM53 195V194H52ZM87 195V194H86ZM92 195V194H91ZM94 195V194H93ZM248 195V194H247ZM248 195V196H249ZM262 195V194H261ZM260 195V196H261ZM49 196V195H48ZM83 196V195H82ZM81 196V197H82ZM162 196V195H160ZM160 196H158L159 198H161ZM168 196V195H167ZM164 195V198L167 197ZM256 196V195H255ZM253 196V197H255ZM36 197V196H35ZM55 197V196H54ZM53 197V198H54ZM57 197V196H56ZM55 197V198H56ZM80 197V196H78ZM84 198H86L87 196H83ZM140 197V196H139ZM252 197V198H253ZM11 198V197H10ZM9 198V199H10ZM45 198V197H44ZM43 198V199H44ZM48 198V197H47ZM142 198V197H141ZM247 198V197H246ZM260 198V197H259ZM258 198V199H259ZM79 199V198H78ZM83 199V198H82ZM91 199V197H90ZM138 199V198H137ZM236 199V198H235ZM240 199V198H239ZM238 199V200H239ZM257 199V200H258ZM66 200V199H65ZM86 200V199H84ZM136 200V199H135ZM234 200V199H233ZM237 200V199H236ZM62 201V200H61ZM79 201V200H78ZM140 201V200H139ZM146 202V200H144ZM144 201H141L140 203L144 202ZM153 201V200H152ZM151 201V202H152ZM264 201V200H262ZM37 202V201H36ZM87 202V201H86ZM121 202H122V199H121ZM129 202V200H128ZM129 203V210L130 212H133L135 211V207L133 206L134 203ZM144 202V203H145ZM148 202V200H147ZM146 202V203H147ZM155 202V201H154ZM54 203V202H53ZM82 203V202H81ZM143 203V204H144ZM145 203V205H146ZM150 204V202H148ZM37 204V203H36ZM38 204H39V201H38ZM62 204V203H61ZM66 204V203H65ZM68 204V203H67ZM80 204V203H79ZM83 204V203H82ZM121 204V203H120ZM132 204V205H130ZM159 204V203H158ZM233 204V203H232ZM69 205V204H68ZM72 205V204H71ZM78 205V204H77ZM81 205V204H80ZM136 205V204H135ZM138 205V204H137ZM65 206V205H64ZM84 206V205H83ZM250 206V205H249ZM240 207V206H239ZM6 208V207H5ZM36 208V207H35ZM69 208V207H68ZM77 208V207H76ZM115 208V207H114ZM252 208V207H251ZM264 208V207H263ZM81 209V208H80ZM160 209V206L156 208L155 212H157L158 210ZM28 210V209H27ZM63 210V209H62ZM76 210V209H75ZM74 210V211H75ZM82 210V209H81ZM80 210V212H81ZM162 210V209H161ZM160 210V211H161ZM170 210V211H171ZM69 211V210H68ZM101 211V210H100ZM120 211V210H119ZM125 211V210H124ZM137 211V210H136ZM246 211V210H245ZM248 211V210H247ZM262 211V209H261ZM59 212V211H57ZM77 212V211H76ZM79 212V210H78ZM123 212V211H122ZM154 212V213H155ZM162 212V211H161ZM242 212V211H241ZM63 213V211L61 212ZM61 213L59 215H61ZM72 213V212H71ZM101 213V212H100ZM103 213V212H102ZM110 213V212H109ZM145 213V212H144ZM249 213V212H248ZM263 213V212H262ZM66 214V213H65ZM75 214V213H74ZM83 214V211L81 213V216ZM89 214V213H88ZM96 214V212L94 213ZM113 214V213H112ZM138 214V211L137 213ZM136 214H130L129 216H131V219L133 217V220H135L137 222L138 220V216ZM153 214V213H152ZM159 214V213H158ZM125 215V214H124ZM233 215V214H232ZM58 216V215H57ZM62 216V215H61ZM69 216V214H68ZM108 216V215H107ZM114 216V215H113ZM116 216V215H115ZM151 216H154V215H151ZM56 217V216H55ZM103 217V216H101ZM106 217V216H105ZM139 217H140V214H139ZM142 217V215H141ZM50 218V217H49ZM71 218V217H70ZM69 218V219H70ZM77 218V217H76ZM99 218V217H98ZM245 218H246V215H245ZM253 218V217H252ZM255 218V217H254ZM54 219V217H53ZM130 219V218H128ZM144 219V218H143ZM146 219V218H145ZM154 220V218H152ZM156 219L157 216H156ZM165 219V218H164ZM236 219V218H235ZM259 219V218H258ZM74 220V219H73ZM78 219H76L77 221ZM99 220V219H98ZM97 220V221H98ZM151 220L150 222L153 223ZM163 220V219H162ZM256 220V219H255ZM41 221V220H40ZM121 221V220H120ZM129 221V220H128ZM131 221V220H130ZM146 222L147 224V220H143ZM158 221V220H157ZM155 221V222H157ZM160 221V220H159ZM261 221V220H260ZM57 222V221H56ZM73 222V221H72ZM144 222V224H145ZM254 222V221H253ZM256 222V221H255ZM48 223V222H47ZM125 223V222H124ZM128 223V222H126ZM143 223V222H142ZM113 224V222L111 223ZM156 224V223H155ZM161 224V223H159ZM239 224V223H238ZM258 224V223H257ZM132 225V224H131ZM136 225H138L136 223ZM150 226V223L147 224ZM146 225V226H147ZM157 225H158V222H157ZM82 226V225H81ZM84 226V225H83ZM139 226V225H138ZM137 226V227H138ZM153 226V225H152ZM245 226V225H244ZM111 227V226H110ZM159 227V226H158ZM247 227V226H246ZM259 227V226H258ZM260 227H262L260 225ZM259 227V228H260ZM53 228V227H52ZM81 228V227H80ZM85 228V227H84ZM83 228V229H84ZM108 228V226H107ZM141 228V227H140ZM167 229V227H165ZM263 228V227H262ZM54 229V228H53ZM82 229V228H81ZM87 229V228H86ZM159 229V228H158ZM14 230V229H13ZM16 230V228H15ZM90 230V229H88ZM144 230V229H143ZM148 230V229H147ZM152 230V229H151ZM155 230V229H154ZM242 230V229H241ZM83 231V230H82ZM81 231V232H82ZM100 231V230H99ZM157 231V230H155ZM153 231V233L155 232ZM243 231V230H242ZM59 232V231H58ZM87 232V230H86ZM126 232V231H125ZM124 232V233H125ZM135 232V229L134 231ZM158 232V231H157ZM179 232V233H180ZM245 232V231H244ZM253 232V231H252ZM83 233V232H82ZM112 233V232H110ZM110 233L108 234V236L110 235ZM118 233V232H117ZM99 234V233H98ZM105 234V233H103ZM119 234V233H118ZM131 234V233H130ZM160 234V232L158 233ZM157 234V235H158ZM162 234V233H161ZM174 234V233H173ZM116 235V234H115ZM125 235V234H124ZM141 235V234H140ZM151 235V234H150ZM154 235V234H153ZM152 235V236H153ZM84 236V235H83ZM93 236V235H92ZM102 236V235H100ZM99 236V237H100ZM104 236V235H103ZM102 236V237H103ZM117 236V235H116ZM127 236V235H126ZM125 236V237H126ZM133 236V234H132ZM139 237V235H137ZM174 236H177V235H174ZM185 236V235H184ZM247 236V235H246ZM94 237V236H93ZM92 237V238H93ZM118 237V236H117ZM142 237V236H141ZM139 237V238H141ZM147 237V236H146ZM146 237H144L146 239ZM150 237V236H149ZM158 237V236H156ZM162 237V236H161ZM187 237H188V234H187ZM186 237V238H187ZM256 237V236H255ZM110 238V237H109ZM249 238V237H247ZM89 239V238H88ZM95 239V238H94ZM93 239V240H94ZM104 239V238H103ZM123 239V238H122ZM130 239V237H129ZM128 239V240H129ZM172 239V238H171ZM182 239V238H181ZM8 240V239H7ZM69 240V239H68ZM100 240H102L100 238ZM99 240V241H100ZM127 240V239H125ZM133 240V239H132ZM140 240V239H139ZM162 240V239H161ZM185 240V239H184ZM251 240V239H250ZM38 241V240H37ZM67 241V240H66ZM119 241V239H118ZM160 241V239L158 240ZM179 241V240H178ZM186 241V240H185ZM246 241V240H245ZM8 242V241H7ZM102 243L104 241H101ZM154 242V240H153ZM152 242V243H153ZM248 243V239L246 241ZM39 243V242H38ZM65 243V242H64ZM95 243V241H94ZM98 243V242H97ZM96 243V244H97ZM118 243V242H117ZM116 243V245H117ZM121 243V240L120 242ZM126 243V242H125ZM138 243V242H137ZM181 243V241H180ZM179 243V244H180ZM234 243V244H235ZM247 243H246V246H247ZM111 244V243H110ZM159 244V243H158ZM167 244V243H166ZM177 244V245H179ZM182 244V243H181ZM184 244V242H183ZM250 244V243H248ZM8 245V244H7ZM103 245V244H102ZM115 245V246H116ZM43 246V245H42ZM143 245L139 246V247H142ZM146 246V245H145ZM144 246V247H145ZM167 246V245H166ZM189 246V245H187ZM244 246V245H242ZM250 246V245H249ZM118 247V246H116ZM126 247V246H125ZM135 247V246H134ZM152 247H155V244L152 246ZM161 247V246H160ZM245 247V246H244ZM251 247V246H250ZM261 247V246H260ZM94 248H97L94 247ZM105 248V247H104ZM128 248V247H126ZM162 248V247H161ZM172 249V247H170ZM169 248V249H170ZM191 248V246H190ZM235 248V247H234ZM246 248V247H245ZM129 249V248H128ZM127 249V250H128ZM132 249V248H131ZM139 249V248H138ZM141 249V248H140ZM159 249V248H158ZM174 249V247H173ZM177 249V247L175 248ZM97 250V249H96ZM95 250V252H96ZM146 250V249H145ZM155 250V249H153ZM168 250V249H167ZM234 250V249H233ZM236 250V249H235ZM242 250V249H241ZM260 250V249H259ZM32 251V250H31ZM39 251V249H38ZM44 251V250H43ZM114 253L113 255L114 256H120L122 255L123 253L118 250V249H113L112 250ZM133 251V250H132ZM139 251V250H138ZM137 251V252H138ZM166 251V250H165ZM169 251V250H168ZM174 251H178V250H174ZM189 251V250H188ZM196 251V250H195ZM238 251V250H237ZM240 251V249H239ZM258 251V250H257ZM262 251V250H260ZM35 252V251H34ZM39 252H42V251H39ZM76 252V251H75ZM99 252V251H97ZM131 252V251H130ZM140 252V251H139ZM164 252V251H162ZM171 252V251H170ZM185 252V251H184ZM253 251H251L252 253ZM33 253V252H32ZM128 253V252H127ZM169 253V252H168ZM182 253V251H181ZM190 253V251H189ZM230 253V252H229ZM239 252H237L236 254H238ZM249 252H247V255H248ZM251 253H249L251 256ZM256 253V252H255ZM259 253V252H257ZM97 254V253H96ZM134 254V253H133ZM156 254V253H155ZM175 254V253H174ZM179 254V253H177ZM176 254V255H177ZM184 254V253H183ZM109 255V254H108ZM128 255V254H127ZM161 255V254H160ZM165 255V254H164ZM173 255V254H172ZM181 255V254H180ZM192 258L194 257L195 258V254H192ZM240 255V254H239ZM246 255V256H247ZM253 255V254H252ZM255 255V254H254ZM111 256V255H110ZM131 256V255H130ZM139 256V255H138ZM175 256V255H174ZM217 256V255H216ZM247 256V257H249ZM259 256V255H258ZM122 257V256H121ZM129 257V256H128ZM166 257V256H165ZM191 256H189L190 258ZM115 258V257H113ZM124 258V257H123ZM127 258V256H126ZM125 258V259H126ZM170 258V257H169ZM174 258V257H173ZM188 258V257H187ZM201 257L199 256V259ZM259 258V257H258ZM263 258V257H262ZM77 259V258H76ZM171 259V258H170ZM193 259V261H194ZM235 259V258H234ZM113 260V259H112ZM168 260V259H167ZM173 261V259H171ZM188 260V259H186ZM222 260V259H221ZM230 260V259H229ZM238 260H241L238 259ZM257 260V259H256ZM255 260V262H256ZM264 260V259H263ZM104 261V260H103ZM192 261V260H191ZM219 261V260H217ZM231 261V260H230ZM252 261V260H251ZM140 262V261H139ZM176 262V261H175ZM188 262V261H187ZM225 262H226V259H225ZM229 261H227L228 263ZM260 262V261H259ZM161 263V262H160ZM209 263V262H208ZM222 263V262H221ZM220 263V264H221ZM238 263V262H237ZM240 263V261H239ZM238 263V264H239ZM242 263H243V260H242ZM264 263V261H263ZM195 264V263H194ZM206 264V263H205ZM217 264V263H216ZM231 264V263H230ZM235 264V263H234Z\"/></svg>",
    "mask_w": 264,
    "mask_h": 264
}]
</instances>
